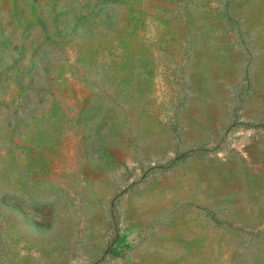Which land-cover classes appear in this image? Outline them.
<instances>
[{"label":"rangeland","instance_id":"obj_1","mask_svg":"<svg viewBox=\"0 0 264 264\" xmlns=\"http://www.w3.org/2000/svg\"><path fill=\"white\" fill-rule=\"evenodd\" d=\"M0 264H264V0H0Z\"/></svg>","mask_w":264,"mask_h":264}]
</instances>
